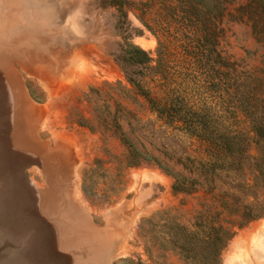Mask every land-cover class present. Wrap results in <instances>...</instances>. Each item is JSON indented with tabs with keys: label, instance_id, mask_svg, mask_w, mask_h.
<instances>
[{
	"label": "rangeland",
	"instance_id": "1",
	"mask_svg": "<svg viewBox=\"0 0 264 264\" xmlns=\"http://www.w3.org/2000/svg\"><path fill=\"white\" fill-rule=\"evenodd\" d=\"M114 1L0 0V48L13 56L15 92L38 109L21 120L18 110L27 107L19 97L8 122L24 132L25 150L0 127L8 141L0 153V226L8 227H0V264H89L91 256L94 264H264L256 148L242 171L221 173L214 185H179L191 193L175 191L170 170L188 177L183 156L201 158L203 148L156 122L118 62L130 44L152 66L164 58L171 97L220 111L212 88L195 91L194 71L172 33L178 0H127L133 7L125 18ZM185 2L217 34V51L233 64V88L246 92L249 105L260 104L264 0ZM161 84L150 81L155 97L163 95ZM234 121L247 129L244 117ZM248 208L261 216L249 221ZM24 219L58 228L27 230L19 225Z\"/></svg>",
	"mask_w": 264,
	"mask_h": 264
},
{
	"label": "trees",
	"instance_id": "2",
	"mask_svg": "<svg viewBox=\"0 0 264 264\" xmlns=\"http://www.w3.org/2000/svg\"><path fill=\"white\" fill-rule=\"evenodd\" d=\"M114 2L124 18L127 11L133 7L127 0ZM178 5V8L170 13L171 19L178 21L177 29L172 33L178 38L179 49L188 58L189 65L194 71L195 91L199 92V89L202 91L204 87V91L210 94L212 88L218 105L221 106L218 113L215 108L200 105L194 107L181 96L171 97L164 58L160 66H152L154 60L151 56L140 47L131 44L127 45L123 55L118 57L126 81L137 89V96L155 115L156 122L166 127L170 133L187 135L190 141L201 144L203 148L201 158L189 154L183 156L188 177H181L177 172L170 170L174 178V190L191 193L194 189L189 191L179 185H214L213 177L221 173L229 177L236 171H242L250 166L249 158L253 159L250 149L253 146L260 155L254 159V165L259 173H262L263 168L264 175V100L258 96L260 104L249 105L251 102H245L246 92L233 88L235 84L231 73L233 64L220 50L217 51L215 39L217 34L190 12L185 0H178ZM155 78L162 83L161 97H155L150 87V81ZM253 98L248 96V99ZM230 114L233 116L230 117ZM238 116L244 117L247 121V129L239 127L234 121ZM161 164L159 162L161 167L167 169ZM196 172L203 180L195 176ZM248 210L252 212L247 213L249 221L261 216L259 213L261 209L258 213H253L255 211L249 208ZM221 229L218 227V230ZM212 231L213 229L211 233Z\"/></svg>",
	"mask_w": 264,
	"mask_h": 264
},
{
	"label": "bare ground",
	"instance_id": "3",
	"mask_svg": "<svg viewBox=\"0 0 264 264\" xmlns=\"http://www.w3.org/2000/svg\"><path fill=\"white\" fill-rule=\"evenodd\" d=\"M6 49L8 50V48H6ZM13 49H15V48H13ZM15 51H16V49H15ZM12 60H13V56L8 54L5 49L0 48V127H1V129H4V134H5L4 137L7 138V139H9L11 137L13 138V134L14 135L16 134L15 135L16 137H14L16 146L21 147V149L24 148V150H25L27 148V146L25 145L26 144V140H25L26 137H25L24 132L21 131V130H19V131L15 130L13 125L10 126L8 122H13V119H15V116L18 115V113L16 112L17 110L15 111L14 107L18 103H20L18 101H20L21 98L24 99V101L21 100V103H20L21 106H22V103H23L24 106L26 105L27 109L29 110L28 111L25 108H24L25 110L23 108H22L23 110H21V109L18 110V111H20V113H19L20 116H22L21 120L24 121V119L27 118L26 120L28 121L29 120L28 117L30 115H34L35 113H37L36 111H38V109L36 111L35 110H31V109H33V106L30 104V102L28 100L25 99V96L23 95L22 91H20L22 89V87L20 88V86L19 87L17 86V88H20L19 91H20L21 94H19V95L16 94V92H15L16 89H15V86H14L15 85V81H14V85H13V83H12V79L13 78L11 79V76H13V75H11L13 73V67H12V65L9 64V62H12ZM8 64H9V66L7 67ZM19 97H20V99H19ZM15 103H16V105H15ZM31 111L32 112L35 111V113L32 114ZM32 118H35V117L32 116ZM32 121H33V119H32ZM7 142L8 141H6V139H4V140H2V138L0 139V153H2L5 149L8 150V147H6L8 145ZM0 157H2V156H0ZM49 157L51 159V155H49ZM48 206H49L50 209H52L54 207V205L51 203V201L48 202ZM7 207H8V205L3 210H5V211L8 210ZM27 207H29V208L26 209L27 211H32V213H34L35 215L40 214L38 207H34L35 210L32 209L30 206H27ZM5 211H4V213H5ZM19 223H20L19 225H22V227H26L28 225L27 230H29L32 227L33 228L35 227L36 230L38 228H40L41 232H46V230L50 229L48 226L45 227L43 225H40L41 223H39V222L37 223V221H36V223H33V222H30V221L28 222L27 220L24 219V220H22V222H19ZM38 224L40 225V227L37 226ZM6 226H7V224H4V225H2L0 227L7 229L8 227H6ZM41 226H42V228H41ZM57 228H58V225L54 226L49 231L54 232V231L57 230Z\"/></svg>",
	"mask_w": 264,
	"mask_h": 264
},
{
	"label": "crops",
	"instance_id": "4",
	"mask_svg": "<svg viewBox=\"0 0 264 264\" xmlns=\"http://www.w3.org/2000/svg\"><path fill=\"white\" fill-rule=\"evenodd\" d=\"M88 259L90 260L89 264H94L93 256L89 257ZM20 263H22V262H20ZM25 263H27V262H24L23 264H25ZM101 264H105V262H102Z\"/></svg>",
	"mask_w": 264,
	"mask_h": 264
}]
</instances>
